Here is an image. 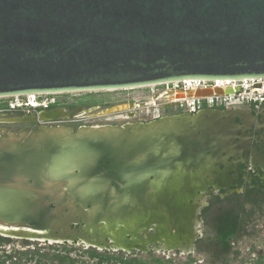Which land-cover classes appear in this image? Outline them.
Wrapping results in <instances>:
<instances>
[{
  "label": "water",
  "instance_id": "water-1",
  "mask_svg": "<svg viewBox=\"0 0 264 264\" xmlns=\"http://www.w3.org/2000/svg\"><path fill=\"white\" fill-rule=\"evenodd\" d=\"M263 78L264 0H0V98ZM231 92L194 87L174 96ZM132 106L140 107L115 105L97 116ZM202 116L76 131L36 122L23 141L25 134L0 137V218L37 236L58 225L61 210L74 216L85 208L99 222L121 213L119 194L148 212L157 194L188 192L217 150Z\"/></svg>",
  "mask_w": 264,
  "mask_h": 264
},
{
  "label": "flooded vegetation",
  "instance_id": "flooded-vegetation-1",
  "mask_svg": "<svg viewBox=\"0 0 264 264\" xmlns=\"http://www.w3.org/2000/svg\"><path fill=\"white\" fill-rule=\"evenodd\" d=\"M182 84L184 88L187 87ZM167 92L175 90L163 88L153 97L159 96L165 100L162 95ZM30 96H34L33 102L38 105L36 108L10 107L31 102ZM98 102L94 97L71 96L67 93L0 98V137H20L25 134L23 141L34 130L36 122L45 127L67 126L74 131L80 126L129 123L115 121L114 116L98 117ZM164 107L165 104L160 109ZM52 111H63L64 115L53 122H39L41 116ZM75 111L79 112L73 119H68L67 116ZM187 113L179 108L178 111L158 113L152 120ZM191 114H204L202 122L211 128L210 136L218 141L212 166L190 177L191 181L195 180L191 190L165 196L157 194L153 202L155 206L151 204L148 212L138 209L137 205L129 208L127 197L121 213L106 212L99 222L95 218L91 219L93 217H89L85 208L74 216H67V211L61 210L58 212V225L50 232H37V236L29 228L21 227L18 230L12 225L13 222L8 224L0 218V264H24V259L34 256L42 259L41 263L36 264H50L49 255H60L41 253L40 247L84 251L89 259H115L121 264L125 261L141 262L146 256L151 261L161 260L154 257L156 254L165 256L170 262L169 254L178 255L182 252L189 260H194L192 256L200 253L210 238V224L235 209L239 203L243 213L237 222L236 242L231 243L237 245L251 224L252 216L264 214V103L203 106ZM203 147L206 148L207 143ZM155 203L163 210H157ZM44 254L46 257L42 256ZM53 264L58 263L55 261Z\"/></svg>",
  "mask_w": 264,
  "mask_h": 264
},
{
  "label": "rangeland",
  "instance_id": "rangeland-1",
  "mask_svg": "<svg viewBox=\"0 0 264 264\" xmlns=\"http://www.w3.org/2000/svg\"><path fill=\"white\" fill-rule=\"evenodd\" d=\"M182 86V87H181ZM184 87L183 84L179 83L177 86L175 84H163L157 86H150L146 88H136V89H129V90H121V91H108V92H92V93H70L71 96H92L98 100H102L101 103L98 104L99 113L103 112L104 105H120V104H129V103H137L140 107L137 109H133V111L122 112L114 115L115 121H128L129 123H147L151 121L158 113L167 112V111H178L179 107L176 106H168L164 107L165 109H160V106L166 105L164 99L159 98L158 96L153 103V95H157L162 91V89H173L179 90ZM171 91V90H170ZM97 104V103H96ZM181 109V108H180ZM182 110V109H181ZM132 116V117H131ZM105 118V117H103ZM139 176V174H137ZM136 177V176H135ZM140 177H143L142 175ZM127 199L126 196L119 194L115 197L113 202L119 204L122 207L125 200ZM156 204V203H155ZM157 205V204H156ZM158 206V205H157ZM159 207V206H158ZM118 211V209H117ZM237 243L234 246V249L239 251L238 256H231V260L229 264H259L258 257L262 256L260 262L264 264V214H255L252 216L251 224L246 228V231ZM41 253H55L63 255L64 257H69L71 259L78 260L75 264H121L120 261L115 259H107V258H91L89 259L88 254H85L84 251L80 252H73L69 250H61L57 247L47 248V247H40ZM170 255V263L167 264H209L211 262L210 257L206 255L203 251L200 253H195L192 258L194 260H189L185 252H182L178 255ZM166 256V257H169ZM156 259H161L162 261H167L165 256L161 254L154 255ZM24 264H36L41 263L42 259L37 257H31L28 259H24ZM143 261L141 262H132V261H125L124 264H155L152 259L149 257H143Z\"/></svg>",
  "mask_w": 264,
  "mask_h": 264
},
{
  "label": "built area",
  "instance_id": "built-area-1",
  "mask_svg": "<svg viewBox=\"0 0 264 264\" xmlns=\"http://www.w3.org/2000/svg\"><path fill=\"white\" fill-rule=\"evenodd\" d=\"M217 82V81H216ZM216 82H191V84H198L196 87H214L217 85ZM177 83L176 85H178ZM182 84V83H181ZM213 86H209V85ZM219 87L227 88L229 87L232 91L229 94H223L221 96H211L201 99H184L177 101V106L188 113H194L201 109L203 106L206 107H229L237 104H251L255 103L261 105L264 103V78L263 79H243L239 81L232 82L231 85L221 84ZM191 88V87H190ZM184 90L189 88H182ZM32 98V99H31ZM34 96H31V102L26 104L17 103L10 105L12 109L14 108H36L38 105L33 102Z\"/></svg>",
  "mask_w": 264,
  "mask_h": 264
},
{
  "label": "trees",
  "instance_id": "trees-1",
  "mask_svg": "<svg viewBox=\"0 0 264 264\" xmlns=\"http://www.w3.org/2000/svg\"><path fill=\"white\" fill-rule=\"evenodd\" d=\"M92 97V96H91ZM106 107L110 104L104 105ZM236 208L232 211H228L225 215H221L217 218L215 223L210 224V238L206 241L205 246L201 251L208 254L210 257V264H229L231 256H238L239 252L234 250V246L231 244L235 241V235L238 233V219L243 213V207L241 204H236ZM243 230V228H242ZM37 254V253H36ZM46 257V255H42ZM50 264L57 262L58 264H74L76 261L60 255H49ZM262 256H259L258 263L262 264L260 260ZM155 264H167L170 262L162 260H153ZM135 264V263H133Z\"/></svg>",
  "mask_w": 264,
  "mask_h": 264
},
{
  "label": "bare ground",
  "instance_id": "bare-ground-1",
  "mask_svg": "<svg viewBox=\"0 0 264 264\" xmlns=\"http://www.w3.org/2000/svg\"><path fill=\"white\" fill-rule=\"evenodd\" d=\"M232 82H235V81H222V82H220V81H217L216 83H217V85H216V87H219L221 84H228V85H231V83ZM181 83H184L187 87L186 88H189L190 89V87L191 88H194V85L193 84H191V81H184V82H181ZM196 85H198L197 83H195ZM175 86H177L176 84H175ZM177 91L178 90H175V92H170V93H164L163 95H162V97L163 98H165V101L166 102H174V103H177V102H175V101H180V100H176L177 98L174 96L175 95V93H177ZM31 97V96H30ZM159 97V96H158ZM159 98H161V97H159ZM32 99V98H31ZM155 99H156V97L155 98H153L152 100H153V103L155 102ZM178 99H181V98H178ZM130 107V106H129ZM132 108L133 109H136V106H132ZM99 228V227H98Z\"/></svg>",
  "mask_w": 264,
  "mask_h": 264
}]
</instances>
